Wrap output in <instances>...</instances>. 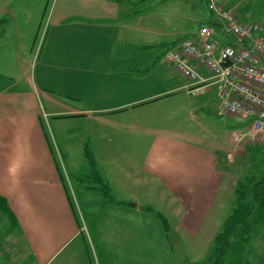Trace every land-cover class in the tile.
I'll use <instances>...</instances> for the list:
<instances>
[{"label": "crops", "instance_id": "1", "mask_svg": "<svg viewBox=\"0 0 264 264\" xmlns=\"http://www.w3.org/2000/svg\"><path fill=\"white\" fill-rule=\"evenodd\" d=\"M164 1L0 0V198L13 215L0 207V264L209 256L234 208L231 151L247 123L221 112L216 85L193 95L159 62L183 39L158 53L166 33L151 9ZM204 22L233 40L213 14ZM204 117L225 131L205 132Z\"/></svg>", "mask_w": 264, "mask_h": 264}, {"label": "built area", "instance_id": "2", "mask_svg": "<svg viewBox=\"0 0 264 264\" xmlns=\"http://www.w3.org/2000/svg\"><path fill=\"white\" fill-rule=\"evenodd\" d=\"M208 8L233 40L222 42L211 25L203 24L194 37L183 38L163 57L188 80L191 94L216 85L221 112L247 123L240 135L249 141L263 140L264 27L260 22L241 21L233 9L217 0H208ZM201 67L209 71L208 77Z\"/></svg>", "mask_w": 264, "mask_h": 264}, {"label": "rangeland", "instance_id": "3", "mask_svg": "<svg viewBox=\"0 0 264 264\" xmlns=\"http://www.w3.org/2000/svg\"><path fill=\"white\" fill-rule=\"evenodd\" d=\"M217 2L233 9L242 21L260 22L262 27H264V0H217ZM151 10L154 11L157 18L161 19V27L164 28V30H161V33H166V36L161 38L162 40H155L159 54L165 52L178 39L185 38L186 32L205 24L204 19L211 15L208 8V0H165L160 6H156ZM42 27L36 45L38 51L42 48L45 40V35L42 36L44 29L46 31L45 24ZM160 41H163L164 45L159 44L161 43ZM145 58H147V54L141 57V62ZM159 60L164 66L171 69V76H178L172 64H169L163 58ZM184 92L186 91H181V93ZM188 99L193 102L195 100L191 95H188ZM172 122L174 120L167 119V125ZM202 122H204L205 132L210 131L215 133L217 126H220L222 132L226 129V124L222 121L214 120L212 122L204 117ZM176 123H179L178 118L176 119ZM191 128H194V126L189 122L187 129L190 130ZM234 138L233 144H237V149L231 151L233 154L232 159L235 161L232 162L234 164L232 168L236 169L239 177L252 174L256 178H260L264 174V139L249 141L245 137H242L240 133H236ZM232 201L234 207L236 205V196L232 198ZM256 236L259 237L258 240L256 239L257 241H255ZM245 262L247 264H264V227L256 233L255 237L246 246L243 264ZM177 264L185 263L178 262Z\"/></svg>", "mask_w": 264, "mask_h": 264}, {"label": "trees", "instance_id": "4", "mask_svg": "<svg viewBox=\"0 0 264 264\" xmlns=\"http://www.w3.org/2000/svg\"><path fill=\"white\" fill-rule=\"evenodd\" d=\"M91 165L95 166V158L86 149ZM95 171V169H94ZM93 179L99 188L110 198L109 184L96 173ZM91 179V176H88ZM236 205L217 233L209 256L198 264H243L246 246L256 233L264 226V174L260 178L254 175L240 177L235 186ZM0 207L9 216H13L9 208L2 204Z\"/></svg>", "mask_w": 264, "mask_h": 264}]
</instances>
